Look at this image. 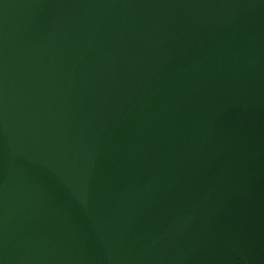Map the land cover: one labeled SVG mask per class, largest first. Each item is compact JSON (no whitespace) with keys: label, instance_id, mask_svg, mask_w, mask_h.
<instances>
[{"label":"water","instance_id":"1","mask_svg":"<svg viewBox=\"0 0 264 264\" xmlns=\"http://www.w3.org/2000/svg\"><path fill=\"white\" fill-rule=\"evenodd\" d=\"M0 264H264V0H0Z\"/></svg>","mask_w":264,"mask_h":264}]
</instances>
